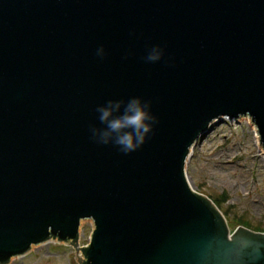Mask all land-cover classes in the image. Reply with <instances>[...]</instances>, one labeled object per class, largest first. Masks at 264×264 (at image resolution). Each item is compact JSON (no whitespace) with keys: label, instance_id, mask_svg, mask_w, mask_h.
Returning a JSON list of instances; mask_svg holds the SVG:
<instances>
[{"label":"water","instance_id":"obj_1","mask_svg":"<svg viewBox=\"0 0 264 264\" xmlns=\"http://www.w3.org/2000/svg\"><path fill=\"white\" fill-rule=\"evenodd\" d=\"M133 97L157 120L144 144L92 139L97 107ZM242 117L264 150V0H0V264L53 239L78 264H264V232L231 231L186 175Z\"/></svg>","mask_w":264,"mask_h":264},{"label":"rangeland","instance_id":"obj_2","mask_svg":"<svg viewBox=\"0 0 264 264\" xmlns=\"http://www.w3.org/2000/svg\"><path fill=\"white\" fill-rule=\"evenodd\" d=\"M246 120L222 118L212 123L192 147L185 164L189 184L197 193L207 197L228 195L219 210L231 208L226 216L222 212L231 231L239 226L232 219L235 214L264 227V156L255 137L254 124ZM92 228L91 219L81 221L80 247L88 243ZM9 264L78 263L72 244L53 239L31 248Z\"/></svg>","mask_w":264,"mask_h":264},{"label":"clouds","instance_id":"obj_3","mask_svg":"<svg viewBox=\"0 0 264 264\" xmlns=\"http://www.w3.org/2000/svg\"><path fill=\"white\" fill-rule=\"evenodd\" d=\"M103 52L102 46L97 49V55L103 56ZM162 56L163 49L154 46L145 59L148 62H156ZM122 106L123 111H121ZM96 111L100 114L99 120L105 127H91V138L100 144L112 143L125 154L141 147L157 123L156 117L151 113L150 102H142L139 97H133L127 103L109 100L106 105L97 107Z\"/></svg>","mask_w":264,"mask_h":264},{"label":"trees","instance_id":"obj_4","mask_svg":"<svg viewBox=\"0 0 264 264\" xmlns=\"http://www.w3.org/2000/svg\"><path fill=\"white\" fill-rule=\"evenodd\" d=\"M209 197L212 199V201L215 203V205L220 208L223 203L227 202L228 195L226 193H221L220 195H209ZM231 210V208L225 207V211H222L223 214L226 216V213H228ZM229 214V213H228ZM232 219H234V223L237 225H244L248 228H251L256 231H263L264 227L261 223L254 224L252 223L248 218H246L244 215L235 214Z\"/></svg>","mask_w":264,"mask_h":264},{"label":"bare ground","instance_id":"obj_5","mask_svg":"<svg viewBox=\"0 0 264 264\" xmlns=\"http://www.w3.org/2000/svg\"><path fill=\"white\" fill-rule=\"evenodd\" d=\"M246 118V117H245ZM224 119H226V118H224ZM249 122H250V120H249V118H246ZM246 120V121H247ZM251 124V123H250ZM253 126V130H254V133H255V137H256V140H257V142L259 143V137H258V135H257V130H256V127L254 126V125H252ZM259 146H260V143H259ZM260 149H261V151H262V155L264 156V152H263V148L260 146Z\"/></svg>","mask_w":264,"mask_h":264}]
</instances>
